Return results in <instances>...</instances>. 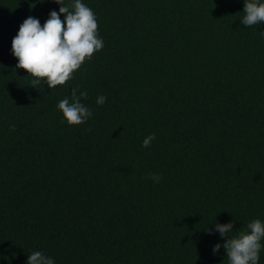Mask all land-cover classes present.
Instances as JSON below:
<instances>
[{"label": "trees", "instance_id": "16d2710c", "mask_svg": "<svg viewBox=\"0 0 264 264\" xmlns=\"http://www.w3.org/2000/svg\"><path fill=\"white\" fill-rule=\"evenodd\" d=\"M82 3L103 49L35 89L12 40L61 5L0 0V264H229L215 224L264 222V23L244 0ZM76 86L92 116L69 126Z\"/></svg>", "mask_w": 264, "mask_h": 264}, {"label": "clouds", "instance_id": "9594fccd", "mask_svg": "<svg viewBox=\"0 0 264 264\" xmlns=\"http://www.w3.org/2000/svg\"><path fill=\"white\" fill-rule=\"evenodd\" d=\"M53 2L61 5L59 13L50 12L43 26L36 18H26L12 40V55L18 61L16 68L23 69L33 78L30 86L35 89L42 81L49 89L66 85L85 61L104 47L103 39L98 36L96 15L90 7L82 3V0H74L69 6H65L63 0ZM243 13L240 23L245 27L264 23V2L244 0ZM87 95L86 91H81L76 86L71 91V102L67 97L59 101L57 107L69 126H79L91 118L92 111L80 102ZM106 100V96L99 95L96 103L103 105ZM155 139V134L147 136L142 146L148 148ZM149 178L154 183H159L161 179L151 173ZM233 227V223L215 224L221 237H227L223 247L229 264H258L261 241L264 240V222L255 219L244 230L231 237L229 234L233 232ZM220 247V244L215 245L213 253H218ZM26 264L55 262L41 251H34L28 255Z\"/></svg>", "mask_w": 264, "mask_h": 264}]
</instances>
